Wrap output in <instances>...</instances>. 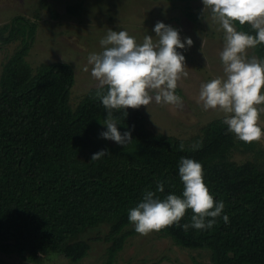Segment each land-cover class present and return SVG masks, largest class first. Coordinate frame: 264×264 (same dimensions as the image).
Listing matches in <instances>:
<instances>
[{
    "label": "trees",
    "instance_id": "obj_1",
    "mask_svg": "<svg viewBox=\"0 0 264 264\" xmlns=\"http://www.w3.org/2000/svg\"><path fill=\"white\" fill-rule=\"evenodd\" d=\"M80 7L78 2L67 10L78 13ZM233 24L255 35L250 24ZM36 30V21L21 14L0 24V44L18 41L0 72V253L38 264L60 254L68 264H80L91 248L83 235L104 225L105 234L97 236L108 242L102 264H115L136 232L129 211L145 191L156 192L162 182L164 191L156 192L161 199L182 196L178 168L185 157L202 165L214 200L224 202L223 213L210 229L185 231L174 224L158 232L178 246L208 250L213 264H264V165L230 158L236 141L224 118L208 121L186 140L148 129L141 107L126 109V116L112 110L118 130H130L132 139L124 146L111 143L99 135L107 86L89 88L72 107L73 66L51 61L34 69L27 60ZM252 49L264 59V43ZM102 149L105 156L90 159ZM192 215L188 209L179 224Z\"/></svg>",
    "mask_w": 264,
    "mask_h": 264
},
{
    "label": "rangeland",
    "instance_id": "obj_2",
    "mask_svg": "<svg viewBox=\"0 0 264 264\" xmlns=\"http://www.w3.org/2000/svg\"><path fill=\"white\" fill-rule=\"evenodd\" d=\"M78 2L81 3L78 13L67 10L68 5ZM189 12L200 16L192 18ZM17 14L37 23L35 40L27 55L34 69L41 63L51 61H65L73 66L74 83L69 96L72 107L77 105L89 88L99 86V81L91 75L92 65L88 64V57L103 51L104 46L100 41L109 30H124L138 44H142L145 35L153 36L154 42L158 40L153 31L158 21L172 26L178 30L181 42L185 37L193 41L191 46L177 49L185 57V70L188 72L186 78L182 77L177 82L175 89V94L182 99V106L157 104L153 99L147 109L141 106L145 126L155 133L191 140L200 134V127L208 121L221 117L225 119V114L220 110H205L202 102H198L203 83L225 77L220 57L224 47V31L213 20L211 8L204 6L203 0H0V24ZM17 45L18 41L0 44V72L3 62ZM245 55L249 59L258 58L252 48L246 49ZM85 67L88 71L84 70ZM258 107L264 108V104ZM102 123L100 132L107 130ZM259 126L264 132V112L260 114ZM234 138L236 144L229 153L231 159H253L264 165V136L250 143L240 140L235 134ZM131 227H135L134 224ZM106 230L101 225L83 235L84 239L89 240L91 248L80 264L103 263L108 242L97 239V236L104 235ZM0 258L3 260L0 264H38L16 254L0 253ZM68 263L60 254H49L40 264ZM126 263L213 264L208 250L178 246L170 237L158 231L147 235L135 232L128 237L115 260V264Z\"/></svg>",
    "mask_w": 264,
    "mask_h": 264
},
{
    "label": "clouds",
    "instance_id": "obj_3",
    "mask_svg": "<svg viewBox=\"0 0 264 264\" xmlns=\"http://www.w3.org/2000/svg\"><path fill=\"white\" fill-rule=\"evenodd\" d=\"M211 8L212 18L224 31V47L220 53L225 77H216L200 87L198 102L205 110L218 109L225 114L224 123L228 131L240 140L250 143L264 136L259 126L260 114L264 108V59L247 58L246 49L264 43V0H203ZM238 21L248 23L255 29V35L237 31L233 25ZM153 31L158 37L145 35L142 44L126 31L109 30L101 39L103 51L92 53L88 64L92 65L91 75L99 81L101 89L107 86V93L101 96L106 109L107 130L99 135L118 145L130 142L131 131L121 133L119 120L112 110L139 109L149 105L153 99L157 104L165 103L182 106V99L175 94L177 82L187 77L185 57L177 49L191 46V38L181 42L178 30L158 21ZM85 71L88 68L85 67ZM154 94V95H153ZM97 95H100L98 92ZM183 149V145H180ZM200 144L194 145L199 148ZM108 153L102 149L93 153L92 160H98ZM179 176L184 188L182 196L168 194L164 199L156 195L163 192L162 182H157L156 192L146 190L143 199L129 211L128 219L135 231L147 235L174 224L187 231L190 227L204 230L217 223L224 210V202L214 200L204 182L202 165L181 157ZM188 209L192 210L189 223L179 224ZM225 223L229 217L222 216Z\"/></svg>",
    "mask_w": 264,
    "mask_h": 264
}]
</instances>
